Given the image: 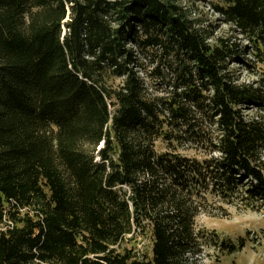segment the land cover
<instances>
[{
	"label": "trees",
	"instance_id": "16d2710c",
	"mask_svg": "<svg viewBox=\"0 0 264 264\" xmlns=\"http://www.w3.org/2000/svg\"><path fill=\"white\" fill-rule=\"evenodd\" d=\"M225 4L264 59V0ZM209 40L173 1L0 0V264H187L208 195L264 209V90Z\"/></svg>",
	"mask_w": 264,
	"mask_h": 264
},
{
	"label": "rangeland",
	"instance_id": "374dc122",
	"mask_svg": "<svg viewBox=\"0 0 264 264\" xmlns=\"http://www.w3.org/2000/svg\"><path fill=\"white\" fill-rule=\"evenodd\" d=\"M181 6L189 18L196 22L210 37V42L215 43L217 38H235L243 47V57L253 66L250 70L245 66L238 67L233 64L235 81L238 84L252 86L254 89L264 90L261 79L264 78V59L254 55L255 48L248 40L238 35L236 29L228 23L225 17L216 10V6H226L225 0H167ZM247 47V48H246ZM259 112V107L254 102L244 113L253 115ZM160 150L165 149V144L158 145ZM184 154L202 158L199 150H182ZM196 232L200 237L196 245L188 253L187 264H264V209L254 211L243 209L236 205L227 204L218 197L208 195L202 202L201 212L195 221ZM215 239L226 240L237 247L232 257L228 252L215 244ZM137 249L151 253V239L138 238Z\"/></svg>",
	"mask_w": 264,
	"mask_h": 264
}]
</instances>
